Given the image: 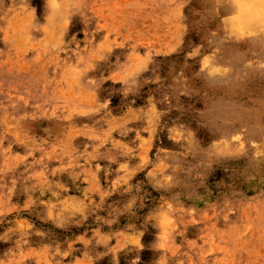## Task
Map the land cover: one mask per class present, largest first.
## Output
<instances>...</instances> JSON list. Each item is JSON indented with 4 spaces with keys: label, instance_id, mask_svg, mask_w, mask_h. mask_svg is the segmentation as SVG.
<instances>
[{
    "label": "rangeland",
    "instance_id": "rangeland-1",
    "mask_svg": "<svg viewBox=\"0 0 264 264\" xmlns=\"http://www.w3.org/2000/svg\"><path fill=\"white\" fill-rule=\"evenodd\" d=\"M231 4L0 0V264H264V29Z\"/></svg>",
    "mask_w": 264,
    "mask_h": 264
},
{
    "label": "bare ground",
    "instance_id": "bare-ground-1",
    "mask_svg": "<svg viewBox=\"0 0 264 264\" xmlns=\"http://www.w3.org/2000/svg\"><path fill=\"white\" fill-rule=\"evenodd\" d=\"M230 1L234 5L233 9L235 10V12L237 14L235 21L237 22L238 25H240L241 27H243L247 30H250V31H254V30H258V29H260V30L264 29V8L261 9V8H258L257 6H255L256 2H249V1L246 2L244 0H230ZM262 2L264 3V0ZM242 3L248 4V6H246L248 9V13L245 16H243L242 18H238L239 8L241 7ZM257 3H259V1ZM234 25H235V23H234Z\"/></svg>",
    "mask_w": 264,
    "mask_h": 264
}]
</instances>
